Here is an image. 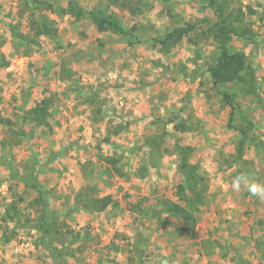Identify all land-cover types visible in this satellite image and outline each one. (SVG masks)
<instances>
[{"label":"rangeland","instance_id":"rangeland-1","mask_svg":"<svg viewBox=\"0 0 264 264\" xmlns=\"http://www.w3.org/2000/svg\"><path fill=\"white\" fill-rule=\"evenodd\" d=\"M76 1L86 9L107 6L124 27L136 26L139 40L128 45V38L101 31L87 16L60 14L69 0H52L56 10L45 13L54 32L16 46L10 25L28 32L30 13H20L23 0H0V113L18 121L44 97L53 102L49 126L32 129L20 118L14 129L23 127V138L7 152L21 171L34 154L52 160L39 175L60 225L49 243L79 234L69 264H264V200L231 187L237 176L264 183V0H221L253 29L247 38L234 37L231 47L253 66L251 92L241 84L214 87L210 80L207 67L218 50L202 32L216 18L211 0H131L132 9L121 4L125 0ZM189 23L192 30L185 29ZM244 126V153L236 159ZM108 127H122L110 143L103 140ZM165 131L159 161L149 166L144 142ZM6 135L12 132L0 125V141ZM177 142L192 147L191 162L207 182L194 225L160 210L167 199L180 202ZM1 151L0 264H56L35 228L18 227L4 241L17 226L2 220L6 203L15 199L33 219L41 205L29 187L6 180ZM112 157L120 172L106 160ZM84 186L116 204L83 210L75 195Z\"/></svg>","mask_w":264,"mask_h":264},{"label":"trees","instance_id":"trees-1","mask_svg":"<svg viewBox=\"0 0 264 264\" xmlns=\"http://www.w3.org/2000/svg\"><path fill=\"white\" fill-rule=\"evenodd\" d=\"M119 0H114V2ZM160 3L169 4L170 0H158ZM132 2L129 0L121 1L122 5L132 9ZM210 7L214 10L215 19L209 22L207 29L203 30L202 34L205 39L212 38L218 55L215 61L208 65L207 72L210 75V80L214 87L220 88L221 86L238 84L244 85L246 92H251L256 83V73L253 66L248 62L247 55L244 51L236 50L231 51L232 41L234 37L247 38L253 33L252 27L243 21L240 13H235L230 10L226 1L211 0ZM56 10L53 6L52 0H23L20 7V13H30V25L28 32L14 31L15 25H10L11 37L16 42V46L19 45H31L36 43V38L42 34H51L54 32L51 20L45 13L46 10ZM40 13V14H39ZM60 14H71L76 18L89 17L101 31L111 30L114 33L119 34L122 37L128 38V45H133L139 40V34L136 30V26L126 28L122 25L120 19L115 15L108 12L107 6H94L90 9L79 6L76 0H69L67 7L60 8ZM39 15V17L37 16ZM29 16V17H30ZM28 19V18H27ZM19 26V25H18ZM194 25L188 24L185 29H193ZM34 31L32 34L31 31ZM126 35V36H124ZM141 36V35H140ZM167 36V35H166ZM168 37V36H167ZM169 38V37H168ZM159 39L161 43L165 40L159 37H153V40ZM248 85V86H247ZM225 102L231 108H234L232 101V95L227 90H223ZM27 96L25 102L27 101ZM94 102V99L89 100ZM53 104L52 99L44 97L43 99L35 102L29 109H25V113L17 118L20 124H29L33 128H41L42 126H49V118L51 116L50 106ZM102 108H98L96 113H101ZM232 118V116H230ZM96 119V118H95ZM17 120L6 117L0 113V125L6 127L12 132V136L6 135L10 138H3L0 141L2 149L1 157L5 159L3 161L4 167L8 170L6 180L8 182L23 183L25 187H29L32 192L36 194L35 203L40 204L41 208L38 209L37 218L33 219L26 215L23 209L17 206L16 200L12 199L4 206L2 215L3 221H14L17 225L11 231H6L4 234V241L8 242L13 239L18 227L35 228L41 233L39 243L41 242L50 252V256L56 264H69L68 258L75 255L76 248L71 243L80 238L79 234L75 235L74 231H68L71 237H59L58 241L60 245H56L53 242L50 244L49 239L52 235L57 233L60 228L57 212L50 209V203L48 201L45 189L41 185L39 175L43 172V168L49 163L51 159L41 162L38 155L28 158L25 161L23 169H19L12 163V160L7 158V152L12 148L15 141L22 140L23 127L14 129L18 124ZM21 126V125H20ZM122 127L119 129H110L105 133L103 140L106 143L112 141V135L119 134ZM248 128H241V137L237 145L236 159H240L244 153V144L248 136ZM167 132L161 134L148 136L144 145L150 148L149 153V166H156L159 161V155L163 142H165V135ZM17 137H13V136ZM12 137V138H11ZM174 150L178 155V172L180 174L182 182L176 185L178 198L180 202L165 200L161 203L162 212L175 213L181 216L188 224L194 225L197 222L195 211L199 210L200 205L205 204L207 182L200 171L199 164L191 162L192 147L184 146L180 143H176ZM51 160V161H50ZM108 160L113 168L120 172L117 158H110ZM149 166L143 168V172H147ZM11 186V185H10ZM86 186L76 193L75 200L76 205H80L83 210L91 212H101L108 206L116 204V201L111 195L99 196L94 193H87ZM183 202V203H181ZM160 212V214L162 213ZM156 213V211H155ZM56 229V231H55ZM54 231V232H53ZM53 240V239H52ZM213 252L208 251L207 254ZM224 254H227L224 253ZM139 264H143L140 262Z\"/></svg>","mask_w":264,"mask_h":264},{"label":"clouds","instance_id":"clouds-1","mask_svg":"<svg viewBox=\"0 0 264 264\" xmlns=\"http://www.w3.org/2000/svg\"><path fill=\"white\" fill-rule=\"evenodd\" d=\"M231 187L234 191H240L243 187L250 196L264 200V183L250 181L245 176H237L233 178Z\"/></svg>","mask_w":264,"mask_h":264},{"label":"crops","instance_id":"crops-1","mask_svg":"<svg viewBox=\"0 0 264 264\" xmlns=\"http://www.w3.org/2000/svg\"><path fill=\"white\" fill-rule=\"evenodd\" d=\"M30 107H31V105H30ZM30 107H26V108L29 109Z\"/></svg>","mask_w":264,"mask_h":264}]
</instances>
